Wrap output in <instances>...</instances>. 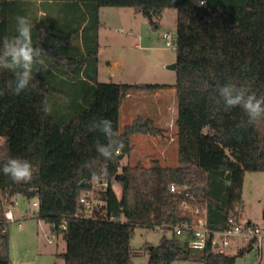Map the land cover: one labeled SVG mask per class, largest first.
Segmentation results:
<instances>
[{
	"label": "trees",
	"instance_id": "1",
	"mask_svg": "<svg viewBox=\"0 0 264 264\" xmlns=\"http://www.w3.org/2000/svg\"><path fill=\"white\" fill-rule=\"evenodd\" d=\"M36 0H0V37L15 34V17L28 15L27 4ZM58 5V17L47 13L33 23V43L48 70L36 74L19 95L8 87L14 76L0 70V138L9 158L33 165V180L13 182L0 172V264H11L10 234L4 200L16 195L39 200L38 216L62 233L67 249L65 264H133L131 244L136 226L173 230L158 245L147 248L144 264H171L199 258L204 264H235L236 254L216 252L210 246L192 250L175 227L192 222L194 214L182 208L184 193L170 191L172 182L187 184L192 202L206 203L207 224L225 229L230 217L243 219V187L247 171L264 172V119L250 124L240 107L224 110L217 86L234 83L249 93L264 95V0H207L203 7L193 0H42ZM134 7L153 19L167 8L178 10L177 46V164L154 159L125 165L132 152L131 134L160 135L164 128L154 120L136 117L120 127L121 105L136 91L155 92L165 84L102 82L98 79L100 8ZM54 12V11H53ZM56 98V99H55ZM47 102L52 111L41 108ZM107 118L123 140V149L106 160L96 151L106 143L100 132H89L93 119ZM93 172L96 173L93 178ZM117 181L121 195L109 185L97 187L105 206L93 217L80 198L93 181ZM125 217L120 220L118 217ZM66 223V229L62 224Z\"/></svg>",
	"mask_w": 264,
	"mask_h": 264
},
{
	"label": "rangeland",
	"instance_id": "2",
	"mask_svg": "<svg viewBox=\"0 0 264 264\" xmlns=\"http://www.w3.org/2000/svg\"><path fill=\"white\" fill-rule=\"evenodd\" d=\"M31 3L36 7L46 6V3L40 2L39 4L38 1L30 2L29 6ZM58 3L48 8L57 17L58 12L55 11V8ZM101 8L100 34L98 35L101 56L104 59L116 55L113 58H117L123 64L125 75L117 74V79L123 76L126 78L123 79L126 80L125 82L139 84L155 82L154 80L167 73L168 78L163 80L176 81V72L166 68L167 64L174 62L177 58L175 37L178 10L176 8L165 9L160 19H153L157 23H153L149 15L139 12L134 7L103 6ZM165 31L174 37L171 46L166 45L167 39L163 35ZM123 46H126V49L122 48ZM164 62L166 63L164 64ZM106 68L105 65L102 66L103 70ZM145 68L146 70H144ZM118 69L119 67L114 71H118ZM169 76H172V79H169ZM160 100L161 105L166 106L171 103L172 106L168 122L162 123L163 125L159 123L165 127L164 133L160 135L142 132L131 134L133 150L122 158L123 164L132 165L142 161L145 165H150L154 159L159 160L163 165L172 166L178 163L175 125V117L178 113L176 95L174 97L166 96ZM159 101L153 92L144 90L136 91L132 97L125 99L121 106V129L143 112L154 113V106L159 105ZM5 151L4 140L0 138V156L4 155ZM115 190L118 195H121L122 189L119 183ZM243 199V219L258 224L264 233L263 171L246 172ZM4 203L6 210L12 209L15 216L14 220L8 221L11 264H65V260L60 254L67 249L66 241L62 233L54 232L51 224L38 216V198L28 199L19 194L13 197L12 201L4 200ZM206 211V203L201 202L195 205L194 212H191L194 214L193 223L200 218H205ZM118 219L126 220L123 216ZM164 235L172 238L174 232L161 227L136 226L131 240L134 251L133 264L146 263L149 259L147 248L158 245ZM248 245L249 243L234 239L233 246L228 252L236 254L241 248L248 247ZM171 264H204V262L195 257L176 260ZM235 264H264V234L260 247L255 243L252 249L237 257Z\"/></svg>",
	"mask_w": 264,
	"mask_h": 264
},
{
	"label": "clouds",
	"instance_id": "3",
	"mask_svg": "<svg viewBox=\"0 0 264 264\" xmlns=\"http://www.w3.org/2000/svg\"><path fill=\"white\" fill-rule=\"evenodd\" d=\"M197 6L203 7L207 0H193ZM15 34L0 37V70L8 71L14 76V83L10 82L8 87L14 95L35 87L32 81L42 69L48 70L44 57L53 58L40 47L33 43V25L28 17L17 15L15 17ZM217 93L222 99L224 110L240 107L248 118L250 124L264 119V95L257 96L249 93L243 86H237L228 82L217 86ZM4 92L0 91V95ZM41 111L48 115L52 111L50 104L45 102ZM89 132H100L106 139V143H97L96 151L106 160L113 158L124 146L123 140L119 138V132L113 129L112 121L107 118L93 119L88 124ZM0 172L9 177L13 182L28 183L33 180V165L27 160L9 158L0 165ZM93 178L96 173L93 172Z\"/></svg>",
	"mask_w": 264,
	"mask_h": 264
},
{
	"label": "built area",
	"instance_id": "4",
	"mask_svg": "<svg viewBox=\"0 0 264 264\" xmlns=\"http://www.w3.org/2000/svg\"><path fill=\"white\" fill-rule=\"evenodd\" d=\"M163 35L167 39L166 45H173V35L168 31H165ZM117 184V181L111 183L106 180L93 181L92 189L85 191L80 198L84 210H80L79 214L89 217L95 216L105 206V201L97 195L96 188H106L110 185L115 190ZM169 189L175 193H184L182 208L194 212L195 204L192 202L194 195L187 184L172 182ZM205 216V218H200L194 223L193 221H183L175 227L176 234L187 237V245L190 249L202 250L210 246L216 252H228L233 246L234 239H239L244 243H253V245L256 243L260 247L264 233L258 224L250 220H237V217H230L225 229H213L207 224V214ZM6 218L8 221L15 219L12 209L6 210ZM62 229H66V223L62 224Z\"/></svg>",
	"mask_w": 264,
	"mask_h": 264
},
{
	"label": "crops",
	"instance_id": "5",
	"mask_svg": "<svg viewBox=\"0 0 264 264\" xmlns=\"http://www.w3.org/2000/svg\"><path fill=\"white\" fill-rule=\"evenodd\" d=\"M36 1H38L39 4H40V2L46 3L45 1H42V0H36ZM36 1H29L28 4H27V11H28V15L31 17V23L32 24L33 23L34 24L37 23L38 21H40L42 19V17H44L47 13H49V10H48L49 6H48L47 3H46V6H44V7H36V6L33 5V3H31V6H29L30 2H36ZM101 9L102 8H100V13H101ZM164 11H163L162 15L164 14ZM99 34H100V30L98 32V35ZM122 48L126 49V46H123ZM115 56L106 57V58L103 59L102 56H101V45H100V42H99V49H98V58H99V62H98V79H99V81H102V82L127 83V82H125L126 80H123V79H126V78H123V76H120L122 78H119V79L116 78V77H118L117 74L125 75V71H124L125 67L123 66V64H121V62L117 58H113ZM165 61L167 62V60H165ZM174 61H176V60H174ZM166 62H164V64ZM104 65L107 68L103 70L102 66H104ZM117 67H119L118 71H114ZM144 70H146V68ZM168 70H170V69H168ZM173 72H176V71L174 70ZM166 78H168L167 77V73H166V75H162V77L157 78V80H154L155 82H147V83H151V84H154V83L165 84L164 87H161V88L157 89L155 92H153V95L156 96L158 101L161 98H164L166 96L174 97L176 95V86H175V84H176V81H177V76H176V81L175 82H169V80H163V79H166ZM147 79H149V78H147ZM169 79H172V76H169ZM151 80H153V79H151ZM144 83H146V82H144ZM133 95H134V93L128 95L125 99L130 98ZM143 96H146V95H143ZM123 103H124V101H123ZM123 103H122V105H123ZM159 103H160L159 105H155L154 106V109H155L154 113L149 114V113L143 112V113L139 114L138 117L152 119V120H154V122L156 124L158 123L157 125H159L162 128H165V127L162 126L163 125L162 123L168 122L167 119L170 118L169 111L171 110L172 106H171V103H169L166 106L165 105H161V100L159 101ZM176 117H177V114H176ZM176 117H175V120H176ZM159 123H161L162 125H160Z\"/></svg>",
	"mask_w": 264,
	"mask_h": 264
},
{
	"label": "water",
	"instance_id": "6",
	"mask_svg": "<svg viewBox=\"0 0 264 264\" xmlns=\"http://www.w3.org/2000/svg\"><path fill=\"white\" fill-rule=\"evenodd\" d=\"M148 15H149V17H151V15L149 14V12H148ZM166 68L167 69H170V70H175L176 71V69H177V62L174 61V62H171V63L167 64L166 65ZM123 157H124V154H120L119 155V158L120 159H122Z\"/></svg>",
	"mask_w": 264,
	"mask_h": 264
}]
</instances>
